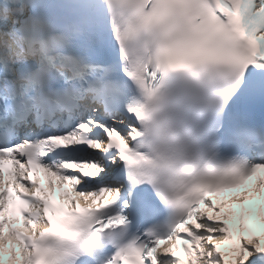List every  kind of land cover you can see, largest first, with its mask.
Segmentation results:
<instances>
[{
	"label": "snow or ice",
	"instance_id": "6c2138e0",
	"mask_svg": "<svg viewBox=\"0 0 264 264\" xmlns=\"http://www.w3.org/2000/svg\"><path fill=\"white\" fill-rule=\"evenodd\" d=\"M0 264H264V0H0Z\"/></svg>",
	"mask_w": 264,
	"mask_h": 264
}]
</instances>
